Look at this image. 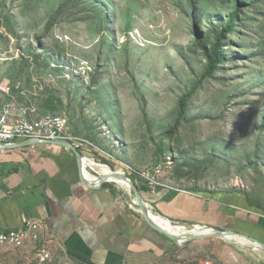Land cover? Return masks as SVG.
Listing matches in <instances>:
<instances>
[{
	"label": "rangeland",
	"instance_id": "374dc122",
	"mask_svg": "<svg viewBox=\"0 0 264 264\" xmlns=\"http://www.w3.org/2000/svg\"><path fill=\"white\" fill-rule=\"evenodd\" d=\"M255 1L0 0V98L33 118L64 116L91 144L93 175L160 167L166 187L239 191L264 205V1ZM232 17L224 62L204 79ZM0 264L72 263L37 241L4 247ZM154 264H264V256L254 244L214 238Z\"/></svg>",
	"mask_w": 264,
	"mask_h": 264
},
{
	"label": "crops",
	"instance_id": "0c3cea01",
	"mask_svg": "<svg viewBox=\"0 0 264 264\" xmlns=\"http://www.w3.org/2000/svg\"><path fill=\"white\" fill-rule=\"evenodd\" d=\"M15 144L0 150V233L39 221L38 241L62 251L72 264H154L174 249L118 185L86 187L76 156L66 148L26 140ZM88 158L83 163L93 175L94 160ZM143 197L154 214L177 225L234 229L264 242V214L249 208L241 194L161 186Z\"/></svg>",
	"mask_w": 264,
	"mask_h": 264
},
{
	"label": "built area",
	"instance_id": "2783aa9c",
	"mask_svg": "<svg viewBox=\"0 0 264 264\" xmlns=\"http://www.w3.org/2000/svg\"><path fill=\"white\" fill-rule=\"evenodd\" d=\"M3 91L8 94L10 88ZM19 140L69 142L86 158H88L86 155L90 151L89 147L91 146L88 141L75 137L69 132L67 119L64 116L47 115L33 118L29 109L20 106L14 101L4 102L0 98V143L13 145ZM161 171V168L158 167L152 172L141 173L152 190L161 186L165 187L157 180ZM40 232L41 224L39 221H24L22 229L0 233V250L7 246H21L25 242H37L41 238Z\"/></svg>",
	"mask_w": 264,
	"mask_h": 264
},
{
	"label": "water",
	"instance_id": "95a60500",
	"mask_svg": "<svg viewBox=\"0 0 264 264\" xmlns=\"http://www.w3.org/2000/svg\"><path fill=\"white\" fill-rule=\"evenodd\" d=\"M27 143H37L40 142L38 140H28L26 141ZM41 143H55V144H59L60 146H62L63 148H66L67 150H69L70 152H72L78 161V167H79V171L81 174V181L86 185V187L88 188H93V189H99L102 188L104 184L110 183L107 179H103V178H99L102 179L101 182L99 183V185H95L89 182H86L84 180L83 177V171L85 169L83 161H84V155L76 149V147L69 142H61V141H56V142H41ZM14 147H18L17 144H13V145H4L0 143V150H4V149H8V148H14ZM113 174L120 179L121 181H124L128 184L129 186V192L130 194L134 197L135 199V204L138 208V212L140 213V216L143 218V220L148 224V226H150L152 229H154L155 231H157L158 233L164 235L166 238H168L170 241H172L174 244H176L178 247H182L184 246L186 243L191 242L193 240H205V239H221L224 240L226 242H230V239L236 238V237H242L245 238L247 240H249L250 242L254 243V245L256 246V249H258L264 256V242L260 241L256 238H254L253 236L246 234V233H240L236 230H232V229H215L212 227H207V226H200V225H187V224H181L184 228L187 229V236H186V240H184L183 242H180L182 239L180 238V236H177L175 234L170 233L169 231H167L165 228H163L162 226L158 225L151 217V215L153 214V212L150 210V208L148 207L147 203L144 200V197L142 195V193L140 192V189L138 188V186L136 185V183L132 180L131 177L123 175V174H118L116 171H113ZM166 219V218H164ZM168 221H170L171 223H174L172 220L166 219ZM204 228V229H208L210 230V232L205 233L203 235H197V234H189L190 232H192L193 230H195L196 228ZM255 247H247L248 250H252Z\"/></svg>",
	"mask_w": 264,
	"mask_h": 264
},
{
	"label": "trees",
	"instance_id": "16d2710c",
	"mask_svg": "<svg viewBox=\"0 0 264 264\" xmlns=\"http://www.w3.org/2000/svg\"><path fill=\"white\" fill-rule=\"evenodd\" d=\"M261 1H264V0H257L254 3H258V2H261ZM234 20H235V17H232L231 20L226 23V25L224 26V28L222 29V31L219 33L218 38L216 40V44L214 45L213 50H212L210 56L208 57V66H207L206 72H205V74L203 76L204 79L207 78V77H211L219 69L220 65L224 62L220 50H221V47L223 46V42H224L225 36L227 34H232L233 33L232 23H233ZM200 45H201V43H200ZM198 85L199 84L195 85L194 88H193V90L188 95L184 96L182 98V100H180V111L178 113V118H177V121L175 123L174 128L169 132V136L171 134H174L177 131V129L179 127V124L182 121L183 113L186 111V108L191 103L193 94L197 90ZM16 88L18 89V86H13L12 92L15 91ZM11 94L12 93H11V89H10V92L7 95L11 96ZM2 101H4V102L11 101V99H4L3 98ZM51 102H52V100H49V101H47L45 103V105L47 107H52ZM160 158H161V156H160ZM104 161L110 167H113L112 166L113 164L111 163V161L106 160V159ZM130 177L136 183V185L140 189V192L142 193V195L144 193H149V192L152 191V189L147 185V183L142 184L141 181H139V180H142V178L140 177V175L138 173H135L133 171L131 173ZM103 187H110V184H104ZM160 188L161 187H158V189H160ZM191 191H194V192H209V193H212V194L217 193L215 191H205V190H201V189H193ZM229 193H238V194H241V195L245 196L249 208L255 210L258 213L264 214V205L260 201L253 200L249 195H247V194H245L243 192L232 191V192H229ZM232 230H234V229H232ZM178 248L179 247L175 244L174 245V249L171 252L176 251ZM171 252H168L167 254H170Z\"/></svg>",
	"mask_w": 264,
	"mask_h": 264
},
{
	"label": "bare ground",
	"instance_id": "6f19581e",
	"mask_svg": "<svg viewBox=\"0 0 264 264\" xmlns=\"http://www.w3.org/2000/svg\"><path fill=\"white\" fill-rule=\"evenodd\" d=\"M100 172L102 174H104V176H100V178L107 179L110 183H114L121 188L129 189V186L126 182L121 181L115 175L113 176V174L110 175L107 170L102 169V170H100ZM83 176L86 178V180L92 181V182H101V180H102L99 178L98 175L97 176L96 175H90L87 172L86 168L83 171ZM151 217L158 225L162 226L163 228H165L170 233L175 234L177 236H180V238L182 239L180 242H183L184 240H186L187 229L184 228L183 226L182 227L181 226H171L170 223L168 222V220H166L163 217L158 216L154 213L151 215ZM208 232H210V230L198 227L195 230H193L192 232H190L189 234L203 235V234L208 233ZM228 243H231V244H236V243L254 244V243L250 242L249 240L242 238V237H236V238L230 239V242H228Z\"/></svg>",
	"mask_w": 264,
	"mask_h": 264
}]
</instances>
